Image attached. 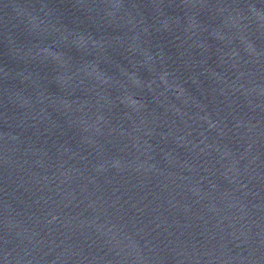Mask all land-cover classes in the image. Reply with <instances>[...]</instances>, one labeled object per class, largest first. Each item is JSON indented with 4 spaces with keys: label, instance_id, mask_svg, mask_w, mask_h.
Returning <instances> with one entry per match:
<instances>
[{
    "label": "water",
    "instance_id": "water-1",
    "mask_svg": "<svg viewBox=\"0 0 264 264\" xmlns=\"http://www.w3.org/2000/svg\"><path fill=\"white\" fill-rule=\"evenodd\" d=\"M0 264H264V0H0Z\"/></svg>",
    "mask_w": 264,
    "mask_h": 264
}]
</instances>
